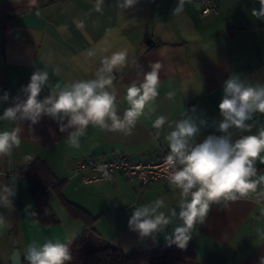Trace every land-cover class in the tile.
Listing matches in <instances>:
<instances>
[{
    "label": "crops",
    "instance_id": "0c3cea01",
    "mask_svg": "<svg viewBox=\"0 0 264 264\" xmlns=\"http://www.w3.org/2000/svg\"><path fill=\"white\" fill-rule=\"evenodd\" d=\"M215 1L217 14L201 15L195 0H187L179 13L173 12L177 0H137L127 9L118 8L117 0H104L100 11L97 0H0V96L9 94L7 102L0 101V115L37 68L63 85L94 78L104 55L126 51L128 63L114 72L113 82L122 115L129 107L127 87L142 80L151 64L162 66L159 95L149 105L155 111L146 107L131 134L90 125L75 149L67 146V133L59 132L47 116L32 126L33 132L29 121L0 120V130L21 128L13 152L15 170L9 171L8 157L0 159V185L10 184L12 176L17 179L12 207L0 206L8 222L0 229V264H11L14 240L23 261L28 244L45 239L70 243L91 227L90 248L110 244L125 254L171 235L177 221L155 241L141 239L128 228L132 211L158 198L165 202L161 211H179L178 190L170 184L140 186L119 173L108 181L84 184L74 169L87 154L110 159L124 153L134 161L155 158L159 149L169 150L167 124L160 130L153 127L159 116L174 121L195 106L210 124L219 122L222 85L231 73L264 83V21L251 15L260 8L259 0ZM168 92L175 95L169 99ZM46 95L47 88L38 99ZM254 119L264 125V114ZM213 132L211 127L202 130L198 139ZM255 166L258 175H264L259 158ZM39 189L48 208L34 202L32 192ZM189 243L194 257L182 264H259L264 256V201L256 203L250 195L213 204Z\"/></svg>",
    "mask_w": 264,
    "mask_h": 264
},
{
    "label": "clouds",
    "instance_id": "9594fccd",
    "mask_svg": "<svg viewBox=\"0 0 264 264\" xmlns=\"http://www.w3.org/2000/svg\"><path fill=\"white\" fill-rule=\"evenodd\" d=\"M185 2L187 0H177L173 12H181ZM103 3L104 0H97V11ZM136 3L137 0H117V7L127 9ZM259 3L260 8L252 9L251 15L264 21V0ZM127 63L126 51L104 55L94 78L63 85L53 83L47 71L37 68L29 83L20 89V94L12 98V106L4 110L0 120L29 121V129L33 132L32 126L47 116L57 124L59 132L67 133V146L75 149H79L81 137L90 125L109 132L131 134L146 107L149 112L155 111L149 105L159 95L162 66L159 62L151 64V70L143 73L142 80H134L127 87L129 107L121 115L116 104L114 72ZM45 88L48 95L38 99ZM222 93L218 104L222 117L219 122L210 124L197 114L195 106L185 111L180 119L169 121L165 116H159L154 121L153 127L157 130L165 124L170 129L166 134L169 148L165 158L166 172L169 184L178 190L179 211L176 208L168 209L167 214L161 211L165 207L163 198L136 207L128 219V228L141 239L155 241L158 234L165 233L168 226L177 221V226L171 235H165V240L169 246L175 244L183 249L192 238L196 225L203 224L213 204L235 202L250 195H254L256 203L264 201V175H258L255 166L257 158L264 163V155H261L264 153V125L258 126L254 119L257 113L264 114V83L231 73L222 85ZM21 95L25 98L21 99ZM174 95L167 93L169 99ZM8 100L7 92L0 96V101ZM210 127L214 132L199 140L202 130ZM254 128L255 134H246L252 133ZM20 132L19 126L0 130V159L9 156L19 145ZM13 195L11 184L0 185V206L12 207ZM6 226V217L0 214V229ZM25 259L28 264H66L72 260V255L67 243L45 239L42 244H28ZM259 264H264V256L260 257Z\"/></svg>",
    "mask_w": 264,
    "mask_h": 264
},
{
    "label": "trees",
    "instance_id": "16d2710c",
    "mask_svg": "<svg viewBox=\"0 0 264 264\" xmlns=\"http://www.w3.org/2000/svg\"><path fill=\"white\" fill-rule=\"evenodd\" d=\"M32 195L38 208H48L43 189L33 191ZM88 230L82 232L74 241L67 243L72 260L66 264H182L184 260L194 257L192 243L188 242L182 249L175 244L169 246L166 240L127 254L110 244L90 248L88 246L90 231ZM22 264H28L26 259L22 261Z\"/></svg>",
    "mask_w": 264,
    "mask_h": 264
},
{
    "label": "built area",
    "instance_id": "2783aa9c",
    "mask_svg": "<svg viewBox=\"0 0 264 264\" xmlns=\"http://www.w3.org/2000/svg\"><path fill=\"white\" fill-rule=\"evenodd\" d=\"M195 1L201 15L217 14L218 6L215 0ZM168 152L169 150L159 149L155 158L145 161L131 160L124 153H118L110 159L87 154L80 157L74 170L84 184L111 180L115 173L136 180L140 186L155 182L169 184L165 162Z\"/></svg>",
    "mask_w": 264,
    "mask_h": 264
},
{
    "label": "water",
    "instance_id": "95a60500",
    "mask_svg": "<svg viewBox=\"0 0 264 264\" xmlns=\"http://www.w3.org/2000/svg\"><path fill=\"white\" fill-rule=\"evenodd\" d=\"M13 152H14V148L12 149V152L8 157V169L9 171H14L15 170V165L13 163ZM10 184L13 186L14 188V195L12 196L13 198L16 195V187H17V179L15 176H12L10 178ZM13 250H12V254L10 257V263L11 264H22V259L18 250V243L16 240L13 241Z\"/></svg>",
    "mask_w": 264,
    "mask_h": 264
}]
</instances>
